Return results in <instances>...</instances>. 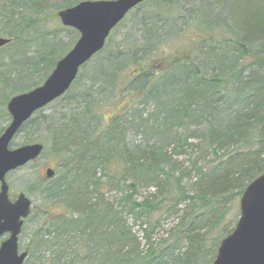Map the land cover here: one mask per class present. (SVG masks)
Returning a JSON list of instances; mask_svg holds the SVG:
<instances>
[{"label": "trees", "instance_id": "obj_1", "mask_svg": "<svg viewBox=\"0 0 264 264\" xmlns=\"http://www.w3.org/2000/svg\"><path fill=\"white\" fill-rule=\"evenodd\" d=\"M66 1L50 7L45 0H0V21L11 39L3 49L20 48L19 60L11 64L23 71L15 80L8 72L0 74V118L7 123L8 101L41 86L72 45L56 42L52 34V41L43 37L35 59L24 51L30 33L44 24L46 8L55 10L56 17L75 5ZM214 1L219 15L212 20L209 8L206 15L212 21H203L214 26V36L201 40L209 53L202 49L197 58L192 51L163 56L159 69L140 66L139 58L155 55L161 44L158 25L151 24L142 30L151 38L146 37L141 49L135 46L137 51L125 45L115 50L110 38L59 99L67 110L49 118L50 146L42 156H55L60 161L55 168L62 174L50 185L31 183L28 190L43 189L46 203L64 211L45 225L47 230L44 226L35 233L26 261L213 263L222 240L235 228L219 229L228 204L264 173V0ZM229 33L236 39L231 41ZM131 68L137 72L124 76ZM86 70L90 78L80 83ZM79 84L83 88L77 90ZM105 106L113 107V116L103 123ZM40 123L33 119L21 129L18 135L29 136L21 146L35 142L31 137ZM191 130L190 135L181 133ZM144 133L145 141L128 139ZM151 138L156 142L148 144ZM185 154L193 158L191 169L176 160ZM206 157L212 162L198 167ZM192 173L196 178L189 186L184 180ZM140 188L149 194L138 202ZM239 216L240 211L234 224ZM164 228L168 237L156 246L153 238ZM214 228L220 232L209 238Z\"/></svg>", "mask_w": 264, "mask_h": 264}, {"label": "rangeland", "instance_id": "obj_2", "mask_svg": "<svg viewBox=\"0 0 264 264\" xmlns=\"http://www.w3.org/2000/svg\"><path fill=\"white\" fill-rule=\"evenodd\" d=\"M46 5L53 7L58 6L60 4H64L67 1L66 0H45ZM72 2H76L78 0H71ZM81 1V0H80ZM84 1V0H83ZM92 1H99V0H92ZM110 1V0H107ZM214 0H170V5H167V2H162L161 0H151L148 2H144L143 5L140 7L134 9L128 17L122 22V24L112 32L110 38L112 40L111 48L117 50L119 46H129V48L134 52L137 51L138 48L144 44V41L151 38L150 35L147 33H144L143 35V29L151 24L158 25L157 34L161 36V44L158 45V51H156L155 55L145 57V59L139 58L141 63L140 66H147L149 69H156L160 68L162 66L163 62V56L168 57H175L180 56L182 54H186L188 51H192L193 54L196 53L195 58L198 57V53L202 52V49H204V53H209V50L204 48L207 46V43H201V40H207L212 38L213 35V29L214 26H211L210 24L205 26V23H203L204 20H209L210 18H207L208 15H206V11L211 10L212 17L211 19L214 20L219 13L218 10L215 8L217 6L214 4ZM1 3V2H0ZM23 4V3H22ZM21 4V5H22ZM73 6V5H72ZM48 11H46L43 15L42 19H46L44 24L40 27H36L33 32L29 35V43L26 46V49H24L25 53L30 57L31 59H35L38 55V52L41 50L42 45V39L43 37H47V41H52L53 37L52 34L56 35V42L61 41L64 42L66 45H70V48L73 46L74 43L78 41L79 34L73 30L66 31L68 28L64 27L61 23V20L56 16L55 10L53 11L52 8H46ZM58 13V12H57ZM30 15V14H29ZM215 15V16H214ZM27 16V15H26ZM196 17L193 19V17ZM207 18V19H206ZM159 19L163 22H160ZM209 20V21H212ZM205 21V22H209ZM175 22V23H174ZM213 25V24H212ZM4 22L3 20L0 21V37H5L4 32ZM156 32V29H155ZM179 32V33H177ZM151 34V33H149ZM177 34V35H176ZM212 34V35H211ZM231 41L235 40L236 37L233 33H229L226 35ZM50 38L51 40H48ZM208 41V40H207ZM74 42V43H73ZM210 42V41H209ZM138 44V45H135ZM135 46H138L136 48ZM117 48V49H116ZM68 49V50H69ZM141 49V48H140ZM19 47L16 48H7L2 49L0 51V74H3V72H8L7 74L12 75V80H15L18 76V74L23 73L21 71V68L19 65L12 68L11 62L14 60H19ZM68 50L66 53H68ZM40 53V52H39ZM167 57V58H168ZM203 59H201L202 61ZM151 67V68H150ZM163 68V66H162ZM88 70V69H87ZM85 72H88V71ZM133 72H137L135 69H130V71L127 74H124V76L133 75ZM90 78L89 72L86 73L84 76V79L81 78L80 83L83 81H87ZM124 77L122 76L121 81H123ZM85 84V83H84ZM89 84V83H87ZM83 84H79L76 86L77 90L82 89ZM118 96V95H117ZM62 101H55L46 108H44V112L42 113L44 116H39L40 114H36L33 118L35 120H40L39 130L34 129L32 132L35 133L33 139L35 143H42L45 146V151H49L50 146V128H49V118L52 116H57V113H60L66 111V106L64 103H61ZM108 101L107 105H109ZM124 103V102H123ZM149 112H151V109H149ZM102 115L104 118H101V120L104 123V120L108 121L113 115V107L112 106H105L102 110ZM48 118V119H47ZM7 120L0 118V129L6 128L7 126ZM193 130L189 131L188 133L185 131H181L184 135H190L192 134ZM128 136V134H127ZM147 137V133H144L142 135H130L128 139L131 142H137L138 141H145ZM29 139V136H26V133H21L17 136V138L14 140L12 144V148H18L21 145L25 144ZM148 139V138H147ZM156 139L151 138L147 143L152 144L155 143ZM196 142L194 140H191L190 143ZM190 154V152H189ZM189 154L182 155V157H177L176 160H178L179 163H182L181 166H185L187 169H191V162H192V156ZM212 157H206L204 160H199V162L196 164L198 167H205L206 163L212 162ZM60 165V161H58L55 156L52 154L46 158L45 155L41 156L39 160L36 161V163H30L28 166L19 169L18 171H14L11 173H8V176L6 177V182L8 185H10L9 190V196L12 201H15L20 193H23L27 196V198L31 201V214L28 219L24 221L23 225V231L20 236V244H19V250H27L33 249L32 241L33 236L35 233L43 229L44 226L51 220H54V217L57 216L59 213L64 211L62 207L59 205H48L46 202L47 200L44 197L43 189L36 192H29L28 187L30 184L35 183L38 180H42V183L44 185H50L48 180L45 178V170L48 168H54L56 172L58 169H56V166ZM64 165V164H62ZM62 172H58L55 179H58L61 176ZM196 173H192L189 179L184 180V183L187 185H191L194 183ZM193 178V180L191 179ZM149 194V191L144 190V188H140L137 201L140 202L143 198H145ZM117 196L116 193L113 194V197ZM241 198L236 199L234 202L228 204V214L224 218V221H222L219 229H221L223 226H229V225H236L234 224V217L237 213H239V201ZM239 218V217H238ZM239 220V219H238ZM238 222V221H237ZM236 222V223H237ZM130 225H132V221L129 222ZM235 227V226H234ZM49 227L48 225L45 226L44 230H47ZM218 228V227H217ZM217 228L212 229L209 238L216 237L220 231H218ZM168 228H164L163 230H159L155 237L153 238L154 244L157 246L158 244H161L164 239L168 237V234L166 233V230ZM133 231L135 233H138L139 228L134 225ZM205 233V232H203ZM5 237L0 238V243L3 242ZM182 249H184L182 247ZM35 260V259H34ZM33 259H29L26 264H34ZM39 264V263H37Z\"/></svg>", "mask_w": 264, "mask_h": 264}, {"label": "water", "instance_id": "obj_3", "mask_svg": "<svg viewBox=\"0 0 264 264\" xmlns=\"http://www.w3.org/2000/svg\"><path fill=\"white\" fill-rule=\"evenodd\" d=\"M149 0L83 1L58 13L64 27L79 32L78 42L60 59L50 76L36 89L12 98L7 108L11 123L0 136V237H10L0 246V264H24L28 252L18 249L23 220L28 218L31 202L20 194L12 202L6 177L40 158L44 146L31 144L10 149L21 127L40 109L58 100L70 90L80 69L100 53L113 29L132 11ZM0 38V49L10 44ZM48 180L54 178L53 169L46 171ZM240 217L234 231L224 238L212 264H264V173L249 184L239 201Z\"/></svg>", "mask_w": 264, "mask_h": 264}]
</instances>
